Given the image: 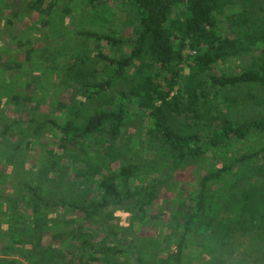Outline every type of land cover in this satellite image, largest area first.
Wrapping results in <instances>:
<instances>
[{
    "label": "trees",
    "instance_id": "trees-1",
    "mask_svg": "<svg viewBox=\"0 0 264 264\" xmlns=\"http://www.w3.org/2000/svg\"><path fill=\"white\" fill-rule=\"evenodd\" d=\"M45 1L0 0V264H217L264 225V0ZM206 157L163 250L138 225Z\"/></svg>",
    "mask_w": 264,
    "mask_h": 264
},
{
    "label": "rangeland",
    "instance_id": "rangeland-1",
    "mask_svg": "<svg viewBox=\"0 0 264 264\" xmlns=\"http://www.w3.org/2000/svg\"><path fill=\"white\" fill-rule=\"evenodd\" d=\"M71 1L73 4H79V0ZM47 2L48 0L45 1V3ZM60 6L61 5H59V7L57 6V11H60ZM13 10L16 13L24 15L27 19L31 18V20H34L37 18V13H32L30 9L26 8V4L24 3L13 4ZM74 15H76V12ZM131 18L132 14L130 10L126 7V5H122V7L119 6L117 9L116 17L113 19V24L116 26L125 25L126 28H129V21ZM69 20L70 19H68L67 22ZM68 24L71 27L75 23L73 24V20H70ZM63 31H66V29L63 28ZM60 41V38H58L56 43H60ZM46 43L49 44L50 42L47 41ZM241 63L245 66L249 65L248 58L244 57ZM51 103L53 102L51 101ZM47 108L48 104L43 103L40 109L45 111ZM260 141L264 144V136H250L247 140L235 144L234 151L241 153L242 151L253 149V146L257 147V145H260ZM261 155L262 159L260 162L261 164H264V150L261 152ZM215 164V160L211 157H206L205 159L199 161V165L194 164L193 166L185 167L183 170L175 171L169 180V188L163 187L161 189L156 204H154L148 212L147 220L138 225L137 230L139 233L146 239L149 236L155 237L158 235L159 238H157V240L161 241L163 250H168V246L171 242L168 240V237L165 238L164 236L167 230L165 225L170 218V213L175 214V216L178 215V221L183 222L180 213L177 211L186 213L188 206L191 204L192 197L189 195V192L196 190L198 187L197 168L202 167L208 169L211 165ZM115 166L116 165H114V167ZM177 201H183L181 204L184 205H180L181 210L176 209ZM46 231H49V229ZM45 233L48 234V232ZM46 240H48V238H46ZM3 243L4 239L1 238L0 247ZM187 251L192 254V252H198V249L189 247ZM213 254L217 260V264H264V225L256 226L254 229L252 227L251 229L245 231L243 229H238L232 235L227 236L225 239V245L216 251L214 250ZM0 256L2 255L0 254ZM11 257L16 258L19 262L18 264H28L24 259L15 255ZM207 258L208 255L200 256L198 260L195 258V260L191 261L190 264H197V261L198 264L212 263L211 261H207Z\"/></svg>",
    "mask_w": 264,
    "mask_h": 264
}]
</instances>
